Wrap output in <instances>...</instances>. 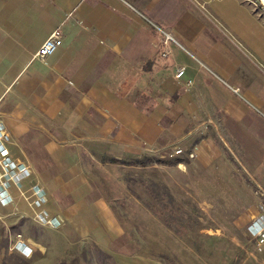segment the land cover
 <instances>
[{
  "label": "crops",
  "instance_id": "1",
  "mask_svg": "<svg viewBox=\"0 0 264 264\" xmlns=\"http://www.w3.org/2000/svg\"><path fill=\"white\" fill-rule=\"evenodd\" d=\"M251 1L0 0V121L10 154L29 163L45 210L116 264L161 263L116 251L124 227L94 195L80 147L200 170L218 132L237 131V142L259 132L264 120L250 106L264 114V18ZM56 28L62 44L35 57ZM253 264H264V250Z\"/></svg>",
  "mask_w": 264,
  "mask_h": 264
},
{
  "label": "rangeland",
  "instance_id": "2",
  "mask_svg": "<svg viewBox=\"0 0 264 264\" xmlns=\"http://www.w3.org/2000/svg\"><path fill=\"white\" fill-rule=\"evenodd\" d=\"M250 107L264 120L262 111ZM237 135L218 132L216 152L200 170L164 165L153 154L114 158L80 147L94 195L108 202L124 227L116 251L161 264H253L254 255L264 250L247 229L264 212V123L259 132H242L244 142H237ZM33 184L42 188L29 175L8 188L9 199L0 202V264H116L107 251L63 227L61 220L57 226L40 221L41 207L32 203ZM154 184L161 201L149 193ZM17 240L31 247L30 255L14 249Z\"/></svg>",
  "mask_w": 264,
  "mask_h": 264
},
{
  "label": "built area",
  "instance_id": "3",
  "mask_svg": "<svg viewBox=\"0 0 264 264\" xmlns=\"http://www.w3.org/2000/svg\"><path fill=\"white\" fill-rule=\"evenodd\" d=\"M257 8H261V15L264 17V6L251 1ZM165 41L171 40L172 37L168 33H164ZM62 44V33L59 28L54 29L40 44L35 57L45 59L52 55L56 49ZM184 74V68L178 67L175 71V77L180 78ZM8 135L4 124L0 121V202L9 199V191L12 185L19 186L21 182L30 175V169L26 162L11 156L7 142ZM181 149H176L175 154L180 153ZM193 155L190 154V157ZM33 201L36 207H41L37 217L40 221L48 223L52 226L59 224L58 218L50 216V214L42 208L46 202L45 191L37 184L31 186ZM250 235L255 239L256 245L259 249L264 247V212L257 214L249 223L247 227ZM14 249L23 255H30L31 247L22 240H17L14 244Z\"/></svg>",
  "mask_w": 264,
  "mask_h": 264
},
{
  "label": "trees",
  "instance_id": "4",
  "mask_svg": "<svg viewBox=\"0 0 264 264\" xmlns=\"http://www.w3.org/2000/svg\"><path fill=\"white\" fill-rule=\"evenodd\" d=\"M178 161V160H177ZM177 161H167V160H162L160 163H162V164H164V165H168V166H175V165H177ZM180 161H185V160H180ZM157 186L158 185H156V184H154L152 187L151 186H148V190H149V193H150V195L154 198V199H156V200H158V201H161L160 199V193L158 192V190H157ZM160 217V220L161 221H165V219H163L162 218V216L160 215L159 216ZM105 256H107V257H110V255L109 254H107V253H104V252H102Z\"/></svg>",
  "mask_w": 264,
  "mask_h": 264
},
{
  "label": "bare ground",
  "instance_id": "5",
  "mask_svg": "<svg viewBox=\"0 0 264 264\" xmlns=\"http://www.w3.org/2000/svg\"><path fill=\"white\" fill-rule=\"evenodd\" d=\"M262 1V3L264 4V1L263 0H261Z\"/></svg>",
  "mask_w": 264,
  "mask_h": 264
},
{
  "label": "water",
  "instance_id": "6",
  "mask_svg": "<svg viewBox=\"0 0 264 264\" xmlns=\"http://www.w3.org/2000/svg\"><path fill=\"white\" fill-rule=\"evenodd\" d=\"M264 1V0H263Z\"/></svg>",
  "mask_w": 264,
  "mask_h": 264
}]
</instances>
